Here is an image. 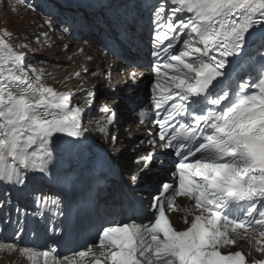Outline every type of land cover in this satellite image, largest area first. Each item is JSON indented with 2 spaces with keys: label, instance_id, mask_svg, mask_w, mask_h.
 Listing matches in <instances>:
<instances>
[{
  "label": "snow or ice",
  "instance_id": "snow-or-ice-1",
  "mask_svg": "<svg viewBox=\"0 0 264 264\" xmlns=\"http://www.w3.org/2000/svg\"><path fill=\"white\" fill-rule=\"evenodd\" d=\"M171 4L173 17L181 12L191 15L186 22L167 24L168 32L155 37L157 46L165 40L168 44L163 49L166 60L152 68L158 93L154 106L162 109L173 101L158 121L159 138L181 159L173 181L163 183L153 197L147 223L102 226L95 247L101 249L103 260L93 256V264H248L242 251H221L239 239L264 251V77L253 84L224 87H218L217 79L225 75L227 57L242 51L250 30L264 25V0H171ZM162 11L163 5L157 14ZM181 29H190L189 39L176 50L172 43L176 37L169 39L168 33ZM9 35L0 36V162L5 163L0 176L11 180L16 175V182L23 184L24 179L7 166V157L24 168L46 172L53 138L57 134L79 138L87 129L81 109L71 106L70 94L44 86L40 75L29 76L25 55L5 39ZM213 50L219 58L211 55ZM152 55L159 57L160 52ZM190 97L196 98L191 105ZM114 115L107 116V124ZM177 116L185 118L170 125ZM33 145L37 147L29 153ZM152 159L151 152L140 158L142 167L132 181L150 170ZM178 198L188 203L181 207ZM169 211H181L187 227H175ZM0 249L17 251V245L0 243ZM18 251L29 264H82L91 253L78 251L61 260L54 249Z\"/></svg>",
  "mask_w": 264,
  "mask_h": 264
},
{
  "label": "bare ground",
  "instance_id": "bare-ground-1",
  "mask_svg": "<svg viewBox=\"0 0 264 264\" xmlns=\"http://www.w3.org/2000/svg\"><path fill=\"white\" fill-rule=\"evenodd\" d=\"M26 16L27 17H23L21 23V26L24 27V29L18 28L16 34H10L9 37L5 38L12 44L15 50L24 53L22 46L26 45L30 39H33L36 36L39 37L42 34H47L45 42L47 44L49 42L60 43V50L66 55L67 59H70L68 61H66V59L65 64L67 65L61 67V71L59 73L60 78L58 80L56 75L51 71L45 73L44 69H38L40 70L38 71V75L42 77V83L44 86L53 88L57 92L64 94L83 90L85 92L84 100H81V103L84 104L90 102L93 104L98 98L101 100L111 98V92L108 91L107 83H109V81L113 80L114 78L115 69L117 67L116 61L110 60L101 52L88 45H84V49H78V54H76L77 49L74 51L76 53H69L70 48H68V44H70V42L67 38H65L64 35L60 34V32H53L51 29L52 23L49 20L45 18L39 19L37 15L28 14ZM85 23L92 26L91 21H86ZM81 46H83V44ZM79 47L80 46H78V48ZM112 63L113 68H111ZM77 73H79V75H76ZM30 77L34 79L33 76ZM51 80H54L56 84L50 85L48 81ZM113 100L115 101L117 99L113 98ZM103 108H105L104 103L99 104L95 109H93L90 104L85 108H79L81 109L82 113L83 125L87 131L79 138L70 137L73 145L81 147L84 145L83 143H85L92 146L93 148V142L98 139L97 131L95 125L92 122L86 120V116L94 113L95 115L101 117L105 113ZM117 109L120 114H118V121L112 125V127H115V130H113L111 139L107 138L105 139V142H107V144H109L111 147L113 146L112 150L109 148L110 154L112 155L111 157L113 159L121 158V161H123L125 157L124 150L133 144L134 137L139 135V133L134 131L135 126L132 124L133 119L129 110L128 112L123 111V107L121 106H118ZM122 120L123 123H121ZM36 147L37 145H33V147L29 148L28 151H33L36 149ZM49 149L52 155L48 163H52L54 159L58 157V155H55L57 149L61 150V147H49ZM92 155L95 157V162L98 163L100 159L97 149H95ZM17 161L18 160L14 161L11 157H7L6 160L10 168L13 169L17 167ZM260 257H262V255L259 253V251H256L254 258Z\"/></svg>",
  "mask_w": 264,
  "mask_h": 264
},
{
  "label": "rangeland",
  "instance_id": "rangeland-1",
  "mask_svg": "<svg viewBox=\"0 0 264 264\" xmlns=\"http://www.w3.org/2000/svg\"><path fill=\"white\" fill-rule=\"evenodd\" d=\"M21 1L22 0H0V36H2V34L5 32L9 34H16L18 28L24 29V27L21 26L23 17H27L26 15L30 13L28 10L22 7ZM26 1L29 2L31 0ZM55 31L58 30L56 29ZM44 38L45 34H42L39 37L36 36L33 39H30L26 45L22 46V49L25 51L24 65L26 68H29L32 71V75L33 73H37L36 68L40 70L44 69L45 73L51 71L53 74H55L58 80L60 78L59 73L61 71V67L67 65L65 64V60L67 58L66 55L60 50V43L49 42L47 44ZM75 50L76 49L71 48L70 46L69 53H76L74 52ZM68 60L70 59H67L66 61ZM48 83L55 84V81L51 80L48 81ZM79 97H82V95H79ZM73 104L78 106V103L75 99V93L73 95Z\"/></svg>",
  "mask_w": 264,
  "mask_h": 264
},
{
  "label": "water",
  "instance_id": "water-1",
  "mask_svg": "<svg viewBox=\"0 0 264 264\" xmlns=\"http://www.w3.org/2000/svg\"><path fill=\"white\" fill-rule=\"evenodd\" d=\"M171 171H166L165 174H169ZM164 177L162 176H155L150 179L147 184L148 191L146 193V197L150 200L152 199L153 195L155 194L156 190L160 187V185L164 182Z\"/></svg>",
  "mask_w": 264,
  "mask_h": 264
}]
</instances>
